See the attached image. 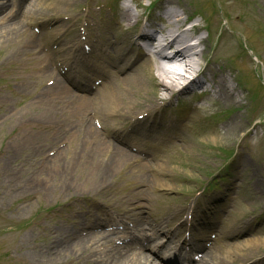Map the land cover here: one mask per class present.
I'll list each match as a JSON object with an SVG mask.
<instances>
[{
    "label": "rangeland",
    "instance_id": "374dc122",
    "mask_svg": "<svg viewBox=\"0 0 264 264\" xmlns=\"http://www.w3.org/2000/svg\"><path fill=\"white\" fill-rule=\"evenodd\" d=\"M57 1L0 0V264H116L123 236L124 245L137 233L144 241L143 224H175L179 216L201 224L194 230L197 247L208 241L223 264H233L232 252L250 253L240 264H264V188L258 196L252 189L253 174L264 171L259 0H177L183 17L195 14L193 22L210 30L201 31L208 43L199 60L204 87L192 85L164 101L173 115L148 118L155 124L135 133L133 145H77L45 75L51 74L46 43L65 31L60 43L69 45L76 35L80 49L90 46L87 15L109 22V36L132 37L169 0H73L64 11ZM127 6L131 28L123 26ZM219 74L234 88L232 97L208 81ZM143 94L127 91L119 102L144 104L151 93ZM235 117L245 125L237 134L227 131ZM97 118L112 120L104 111ZM166 126L182 129L171 145L162 144ZM213 178L228 184L204 191ZM130 258L157 264L148 255Z\"/></svg>",
    "mask_w": 264,
    "mask_h": 264
},
{
    "label": "bare ground",
    "instance_id": "6f19581e",
    "mask_svg": "<svg viewBox=\"0 0 264 264\" xmlns=\"http://www.w3.org/2000/svg\"><path fill=\"white\" fill-rule=\"evenodd\" d=\"M57 2L63 4V7L60 6L59 9L64 11L66 8L64 2L69 4L73 0H58ZM259 2L262 7L260 15L264 19V0H259ZM52 5L56 6L57 4L53 2ZM160 10L161 14L157 18H153L151 28H143L142 26L136 35H132V37L130 35L122 37L116 35L113 39H110L108 28L111 24L108 22L106 25L105 20L99 24L100 30L105 29L101 35V42L104 43L106 48L114 46L117 52L114 58L110 53L103 54L104 51L102 52L101 49L98 51L100 54L99 59L102 61L109 56L110 60L113 61L109 65L115 67V71L119 73V76L114 79L104 77L101 87L97 89L83 88L79 93L76 90H71L64 82H60L57 75L52 77V75L54 76L52 69V75L46 69L45 75L48 80H53L55 87V92H52V94L58 96L59 108L62 115L65 116L66 124L73 128L76 133L77 145H130L128 144L129 140L133 142V139L137 138H133L129 127L143 129L141 120L135 118L136 115L143 114L144 118L145 115L160 109L159 105L166 100H170L174 96V91H189L191 86L196 84L204 87V82L199 74V70H201L199 60L205 53L203 45L207 47L208 43L205 42V36L200 33V25L194 23L190 27H185L189 16L183 17L184 9L177 0L165 1ZM87 17L90 18V16ZM132 17L130 9L126 7L122 12L125 28H131L132 24L129 22ZM87 21L90 22V19ZM156 33L160 37L155 35ZM67 47L68 45L65 43L63 49ZM133 51L141 53V56L134 58ZM61 52L68 54L64 50H61ZM63 62H66V60ZM208 63L209 60H206V64ZM72 67L76 68L73 69L77 73L76 76H87L79 65L75 64ZM179 68L182 69L181 72H178ZM92 73L98 76L102 75L100 71L92 70ZM86 81H89V77ZM208 81H211L213 86L217 85L218 91L222 95L232 97L231 91L234 88L228 85L226 75L219 74L215 78L211 75ZM145 86H148L149 89ZM127 91H132L137 94V97L143 96V92L147 91V93H151V97L149 99L146 96L147 101L144 104L137 103L135 100H125L121 104L119 102L120 97L126 99L124 95ZM44 105L45 110L49 111L50 105L47 103ZM121 107L125 109H121ZM102 111L107 113L113 124H119L123 127V131H125L123 137H121L122 135H116L117 131L114 126H112L114 131L108 129L106 137H102L96 127V122L99 123L97 113ZM69 118L71 120H68ZM236 118L232 119L231 128L227 129V131H232L235 134L241 132L245 126L243 122ZM169 142L168 139L166 144L171 145ZM252 178L253 183H255L252 189L257 196L261 195V190L263 191L264 188L263 169L259 170L257 178L254 174ZM259 242H264V239ZM214 251L215 248L213 247L212 250L205 253L204 258H207L202 264H223L226 262L224 257H215ZM243 251H246V249L243 248ZM232 253H234L233 264H240L248 257L249 252ZM124 260L127 263L146 264L141 259L115 257L116 264H124Z\"/></svg>",
    "mask_w": 264,
    "mask_h": 264
}]
</instances>
